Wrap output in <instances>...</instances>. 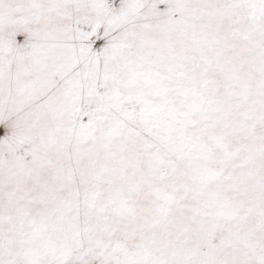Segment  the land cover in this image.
Instances as JSON below:
<instances>
[{"label":"snow or ice","instance_id":"6c2138e0","mask_svg":"<svg viewBox=\"0 0 264 264\" xmlns=\"http://www.w3.org/2000/svg\"><path fill=\"white\" fill-rule=\"evenodd\" d=\"M0 264H264V0H0Z\"/></svg>","mask_w":264,"mask_h":264}]
</instances>
